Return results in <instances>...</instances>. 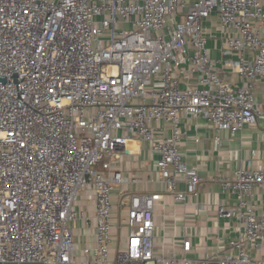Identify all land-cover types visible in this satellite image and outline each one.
I'll return each instance as SVG.
<instances>
[{
    "label": "built area",
    "instance_id": "1",
    "mask_svg": "<svg viewBox=\"0 0 264 264\" xmlns=\"http://www.w3.org/2000/svg\"><path fill=\"white\" fill-rule=\"evenodd\" d=\"M213 16L219 60L204 26ZM0 76V264H264V217L249 200L264 186L262 168L213 179L237 200L218 206L220 218L241 225L226 255L191 259L189 240L181 258L158 254L163 197L130 194L120 204L126 245L111 260L113 194L124 184L115 166L133 155L131 142L150 145L158 182L187 203L202 179L179 150L182 120L235 134L264 119L255 95L264 85L262 0H0ZM86 191L95 234L82 245L80 225L93 227L78 209Z\"/></svg>",
    "mask_w": 264,
    "mask_h": 264
},
{
    "label": "crops",
    "instance_id": "2",
    "mask_svg": "<svg viewBox=\"0 0 264 264\" xmlns=\"http://www.w3.org/2000/svg\"><path fill=\"white\" fill-rule=\"evenodd\" d=\"M264 4V0H262ZM205 28L209 35L208 46L211 56L215 60L220 58L222 36L219 31L220 23L216 16L206 21ZM220 71H224V77L233 85H242L240 76L232 71L224 70L218 65ZM256 100L259 104L264 102V85L256 84ZM166 127L165 134L171 135ZM181 128L186 133L179 143V150L189 165L198 167L202 179L198 192L190 196L187 203H179L173 195L169 194L164 184L159 183V174L155 163L159 155L151 152L149 144L131 142L128 147L133 155L124 156L115 166L121 170L124 184L116 188L113 194V203L116 213L114 221L111 260H114L116 249L121 244L126 245L125 235L127 229L120 226V215L126 214V208L121 207V201L130 194H159L163 198L155 207V250L165 257L184 256V242H191V251L187 256L191 259L204 261L226 255L230 251V243L239 237L241 225L235 218L224 219L218 216L220 204L232 207L236 205V195L224 191L217 178H232L235 172L243 169H264V119H259L256 125L246 126L235 134L229 131L217 132L211 123L201 118H184ZM222 141L218 142L216 137ZM196 139L200 140L196 142ZM139 179L141 183H132V179ZM151 178L154 182L149 183ZM182 190L183 185H179ZM82 207L78 208L92 218L93 227L84 228L82 225L78 231V241L92 243L95 234L94 210L95 196L93 191L82 193ZM256 206L257 214L264 217V186L254 187L249 198ZM81 229V230H80ZM89 236V240L85 238ZM181 264V263H178Z\"/></svg>",
    "mask_w": 264,
    "mask_h": 264
},
{
    "label": "water",
    "instance_id": "3",
    "mask_svg": "<svg viewBox=\"0 0 264 264\" xmlns=\"http://www.w3.org/2000/svg\"><path fill=\"white\" fill-rule=\"evenodd\" d=\"M5 76L4 77H1L0 76V84H6L7 80H5ZM209 264H218V263H209Z\"/></svg>",
    "mask_w": 264,
    "mask_h": 264
},
{
    "label": "rangeland",
    "instance_id": "4",
    "mask_svg": "<svg viewBox=\"0 0 264 264\" xmlns=\"http://www.w3.org/2000/svg\"><path fill=\"white\" fill-rule=\"evenodd\" d=\"M80 197L82 198V193L80 194ZM80 207H82V199L79 200V202H78V208H80ZM78 248H80V247H78ZM119 248H123V245L121 244V246Z\"/></svg>",
    "mask_w": 264,
    "mask_h": 264
}]
</instances>
